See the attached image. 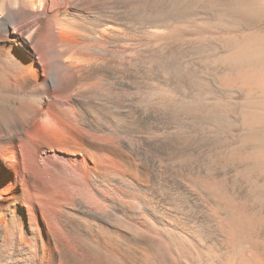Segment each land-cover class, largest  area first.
Masks as SVG:
<instances>
[{"label": "bare ground", "instance_id": "6f19581e", "mask_svg": "<svg viewBox=\"0 0 264 264\" xmlns=\"http://www.w3.org/2000/svg\"><path fill=\"white\" fill-rule=\"evenodd\" d=\"M263 11L0 0V264H264Z\"/></svg>", "mask_w": 264, "mask_h": 264}, {"label": "rangeland", "instance_id": "374dc122", "mask_svg": "<svg viewBox=\"0 0 264 264\" xmlns=\"http://www.w3.org/2000/svg\"><path fill=\"white\" fill-rule=\"evenodd\" d=\"M249 22H247L248 26L246 27L249 28V30L247 29V31H250L249 33H264V11L253 20L250 19ZM238 34L242 35L241 33ZM5 167L7 168V166ZM6 177L7 176H5V178Z\"/></svg>", "mask_w": 264, "mask_h": 264}]
</instances>
